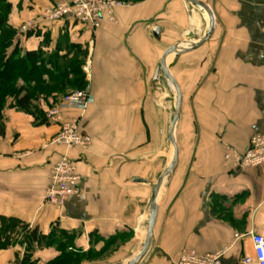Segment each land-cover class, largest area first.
Returning a JSON list of instances; mask_svg holds the SVG:
<instances>
[{"label": "crops", "instance_id": "obj_1", "mask_svg": "<svg viewBox=\"0 0 264 264\" xmlns=\"http://www.w3.org/2000/svg\"><path fill=\"white\" fill-rule=\"evenodd\" d=\"M8 1V22L24 50H54L63 33L88 49L90 100L84 109L64 108L62 114L78 121L92 144L68 151L81 175L79 193L62 207L49 204L51 169L66 151L50 143L60 123L48 119L47 104L40 106L42 116L6 109L0 222L15 218L44 234L68 232L69 250L94 245L113 252L133 238L140 251L154 186L174 156L169 134L176 102L165 98L172 88L162 72L155 80L156 70L167 47L202 40L210 26L199 37L178 36L182 0H130L115 9V20L105 17L96 29L45 18L56 0ZM203 1L216 18L211 37L167 57L183 94L175 129L178 161L157 195L153 240L139 264H177L186 247L226 249L222 264H240L254 256L249 233L264 234V166L238 163L252 135L264 133V0ZM31 20L38 21L35 28L22 32ZM25 252V243L0 250V264H17ZM58 254L56 246L36 248L32 260L45 264Z\"/></svg>", "mask_w": 264, "mask_h": 264}, {"label": "trees", "instance_id": "obj_2", "mask_svg": "<svg viewBox=\"0 0 264 264\" xmlns=\"http://www.w3.org/2000/svg\"><path fill=\"white\" fill-rule=\"evenodd\" d=\"M11 10L12 4L8 0H0V134L5 129L6 109L42 116V104L51 106L60 94L89 87L84 71L87 48L70 42L68 34L63 33L54 50H24L16 40L17 30L8 22ZM20 235L22 239L19 241ZM71 235L63 230L44 234L19 219L2 218L0 250L25 243V255L17 260V264H36L32 260L36 248L56 246L58 256L45 264H68L81 257L68 251L73 247Z\"/></svg>", "mask_w": 264, "mask_h": 264}, {"label": "built area", "instance_id": "obj_3", "mask_svg": "<svg viewBox=\"0 0 264 264\" xmlns=\"http://www.w3.org/2000/svg\"><path fill=\"white\" fill-rule=\"evenodd\" d=\"M121 0H56L52 7L44 12L45 18L50 21L75 19L87 24L93 29L100 26L107 17L115 20V9L123 6ZM38 21L31 20L21 27L22 32H27L37 25ZM90 61L84 65V71L89 74ZM89 94L85 90H76L60 97L46 111V116L52 122L60 123V133L52 142L63 144L68 150L74 147L87 149L92 144L90 134L79 129L78 121L63 117L64 108L84 109L89 101ZM229 156V155H228ZM240 167L264 166V133H254L246 151L238 157ZM81 175L77 171L74 160L68 153H64L51 169L50 183L46 191V202L57 207H62L65 201L80 191ZM254 246V256L243 258L240 264H264V234L251 231ZM226 249L213 253H199L193 248H184L177 264H222Z\"/></svg>", "mask_w": 264, "mask_h": 264}, {"label": "rangeland", "instance_id": "obj_4", "mask_svg": "<svg viewBox=\"0 0 264 264\" xmlns=\"http://www.w3.org/2000/svg\"><path fill=\"white\" fill-rule=\"evenodd\" d=\"M121 1L124 2V5L131 3L130 0H121ZM182 2L185 12V16L183 18L184 29L174 30V32H177L178 36H181L183 38H193V37L201 36L204 29L206 28L208 29L210 26V17L208 13L203 8L192 2H189L187 0H182ZM202 16L204 17V19ZM168 82L172 88V92L170 93L167 92L165 98L173 102H176L177 97H176L175 89L169 79ZM77 90H81V89H77ZM74 91L76 90H71L65 94H60L59 96L56 97V101H58L60 97L70 94ZM49 107L47 108V110L49 109ZM174 109H175V105L172 110L173 114H174ZM60 131L51 139L50 143L62 145L66 150L65 153H68L69 150L66 148L65 145L52 142L53 139L60 133ZM21 237H22L21 235L20 237H18L19 241L22 239ZM93 246H91L87 251L82 250V248H77L76 250L68 249L69 252H74L75 254L81 255L80 259L77 262H72L68 264H128L127 260L132 258L137 252H140L138 250L141 248V243L136 242V239L130 238L120 247V249L118 248L113 252L103 251L101 249L98 250L96 249V247Z\"/></svg>", "mask_w": 264, "mask_h": 264}, {"label": "water", "instance_id": "obj_5", "mask_svg": "<svg viewBox=\"0 0 264 264\" xmlns=\"http://www.w3.org/2000/svg\"><path fill=\"white\" fill-rule=\"evenodd\" d=\"M187 1L192 2V3L200 6L201 8H203L208 13V15L210 17V28L202 40H199L197 42L192 41V40H181V41L176 42V43L172 44L171 46L167 47L163 53V56L161 59V64L156 70L155 80L159 79V75L161 74V72L163 74H165L167 76V78L170 80V82L173 84L174 89H175V93H176V97H177L175 109H174V114H173L172 122H171L170 134H169L170 142H171V145L174 149V156L171 159L169 166L166 168V170L163 172V174L159 178L158 182L154 186L153 194H152V198H151V210H150L147 235H146L142 249L140 250L138 256L136 257V259L133 262H131L129 264H139L140 261L145 257V255L147 254V252L151 246V243L153 240V232H154V228H155L156 221H157V215H158L157 195H158V193H159V191L163 185L165 177L171 173V171L173 170V168L175 167V165L177 164V161H178V146H177V142L175 139V129H176V125L178 123L179 117L181 115L182 103H183V94H182V90H181V87H180L177 79L174 77V75L169 71V69L167 67V57L169 56V54H171V52L173 50H175L179 46H183V45L190 46L191 45L192 47H195V46H198L200 44H203L204 42H206L211 37V35L215 29L216 18H215V14H214L211 6L203 0H187ZM159 33H160V29L157 28L154 31V35L158 38ZM85 91H86V94H89L88 88ZM137 181H143V180L139 179ZM251 264H257V263H251Z\"/></svg>", "mask_w": 264, "mask_h": 264}, {"label": "bare ground", "instance_id": "obj_6", "mask_svg": "<svg viewBox=\"0 0 264 264\" xmlns=\"http://www.w3.org/2000/svg\"><path fill=\"white\" fill-rule=\"evenodd\" d=\"M189 48H192V46L190 45V46H188V45H186V46H182L181 48H176L175 50H173L172 52H171V54H170V56H169V61L173 58V56H175L176 54H178V53H180V52H182V51H184V50H186V49H189ZM166 181V180H165ZM139 254V253H138ZM138 254H135L134 256V258L132 259V261H134L135 259H136V257L138 256Z\"/></svg>", "mask_w": 264, "mask_h": 264}]
</instances>
